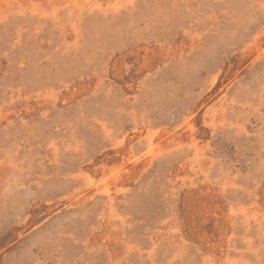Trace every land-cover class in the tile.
I'll return each mask as SVG.
<instances>
[{"label": "rangeland", "instance_id": "374dc122", "mask_svg": "<svg viewBox=\"0 0 264 264\" xmlns=\"http://www.w3.org/2000/svg\"><path fill=\"white\" fill-rule=\"evenodd\" d=\"M0 264H264V0H0Z\"/></svg>", "mask_w": 264, "mask_h": 264}]
</instances>
